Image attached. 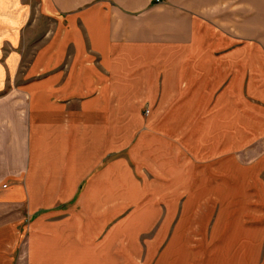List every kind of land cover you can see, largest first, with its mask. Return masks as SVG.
<instances>
[{
	"label": "crops",
	"instance_id": "crops-1",
	"mask_svg": "<svg viewBox=\"0 0 264 264\" xmlns=\"http://www.w3.org/2000/svg\"><path fill=\"white\" fill-rule=\"evenodd\" d=\"M181 118L224 136L206 160L224 187L211 253L167 238L138 264H264V178L232 187L264 167V0H0V264H66L96 242L121 134L165 141L150 136L181 133L156 120Z\"/></svg>",
	"mask_w": 264,
	"mask_h": 264
},
{
	"label": "rangeland",
	"instance_id": "rangeland-1",
	"mask_svg": "<svg viewBox=\"0 0 264 264\" xmlns=\"http://www.w3.org/2000/svg\"><path fill=\"white\" fill-rule=\"evenodd\" d=\"M184 103L181 106L187 109L190 103ZM198 106L199 101L190 109L196 110ZM147 109L143 108L144 113H149ZM145 121L148 126L149 117ZM226 122L227 125L231 123L229 119ZM231 124L239 126V120H232ZM153 127L176 128L181 134L168 132L165 136L152 135L150 137L153 139L167 138L165 141L157 139L152 143L143 134H121L120 148L105 159V164L111 161L119 164L120 196L104 199L103 212L99 215L104 218V226L95 237L97 241L93 245L74 249L66 264H138L143 255L145 258L155 257L167 238L174 242L183 239L189 245L184 249L198 250L200 253L197 256L210 255L211 248L208 245H211V193L214 196L224 187L222 184L213 186L210 181V175H214L213 171L222 162L219 161L220 166L214 169L213 160H206L213 157V149L224 136L220 133L211 134V118L162 119L156 120ZM206 127L208 131L202 135L201 132L200 138L196 131ZM196 139L201 142L198 147L191 143L188 146L190 149L183 147L182 150L177 145L178 142L187 143L188 140ZM222 148L223 146L219 151ZM254 156L247 153L249 160ZM228 169L231 168L227 167ZM257 169L259 167L249 165L247 174L241 180L231 172V175H235L233 183L239 181L232 187L236 188L241 184L243 191H256L255 177L264 178V167L256 174ZM220 181L222 180H216V183ZM261 183L264 184V180ZM115 185L114 182L113 186ZM110 186L111 184L107 188ZM238 191L235 190L236 193ZM173 224L176 225L171 231ZM164 225H167L165 231L161 227ZM190 262L199 264L201 260L194 256L190 258Z\"/></svg>",
	"mask_w": 264,
	"mask_h": 264
},
{
	"label": "built area",
	"instance_id": "built-area-1",
	"mask_svg": "<svg viewBox=\"0 0 264 264\" xmlns=\"http://www.w3.org/2000/svg\"><path fill=\"white\" fill-rule=\"evenodd\" d=\"M155 2H159L160 0H154Z\"/></svg>",
	"mask_w": 264,
	"mask_h": 264
}]
</instances>
